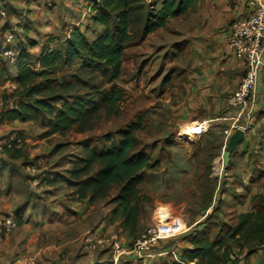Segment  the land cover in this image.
Returning a JSON list of instances; mask_svg holds the SVG:
<instances>
[{"label": "crops", "instance_id": "obj_1", "mask_svg": "<svg viewBox=\"0 0 264 264\" xmlns=\"http://www.w3.org/2000/svg\"><path fill=\"white\" fill-rule=\"evenodd\" d=\"M52 1L57 2V0ZM42 2L45 0L35 1L34 4L38 5ZM146 2L160 3L162 0H146ZM77 5L79 13L88 12L84 25L78 27L81 31L83 29L85 31L91 17L88 3L85 0H78ZM247 13L248 9L244 0H200L189 16L171 20L166 28L155 31L141 45L134 48L143 50L145 53L143 58L146 60H149L153 50L156 54L170 52L172 57L168 58L169 60L163 58L166 62L159 64L157 72L150 75L146 84L142 81L146 77L143 74L146 66L142 69L143 61L139 62V70L143 71L135 76L136 81L140 79L139 83L134 84L135 80L134 82L128 80L126 85L128 88L135 87L134 94L138 105L144 104L145 111L152 112L153 127L156 129V139L153 143L162 140L171 151L178 147L172 141L177 142L179 131L183 130L181 135L188 136L187 128L193 125L206 123L210 126L204 135L193 140V147L198 143L203 145L207 143L205 149L200 147L199 150L201 152L212 150L213 171L214 166L223 160V153L229 150L223 130L230 122H224L222 118L234 117L235 111L229 109L227 98L237 90L245 74L243 63L229 53L227 39L232 22L245 17ZM23 30L28 37L29 28L23 27ZM70 31L66 33L65 38L51 37L41 45L32 39H27V43L22 39L19 44L22 48H28L31 55L37 58L46 47L57 48L63 40L68 39ZM151 40L153 44H149ZM36 46H40V51L31 50ZM153 58H150V61ZM124 67L125 62L123 69ZM8 70L11 72L15 70L12 75L14 78L17 76L15 68L9 66ZM144 109L142 108L139 112L143 113ZM139 114L137 115L140 116ZM5 115L0 109V136L7 134L11 127L8 125L14 124L23 126L30 124L37 132L40 131L44 133V136H49L45 130L39 129L32 122L9 121ZM244 122H247L248 127L245 131V139L234 151H230V164L220 175L221 180L218 181L214 173L210 175L212 183L217 185L215 201L210 202L213 200L212 197L204 210L192 212V219L184 218L180 222L185 226L181 237L161 242L154 250V257L146 259L131 253L127 257L129 262L124 264H162L169 259L180 261L183 250L192 247L189 242L190 237L207 227L209 223L207 218L210 215L219 214L235 219L241 213L254 210L252 197L264 194V112L245 118ZM37 139L33 137L28 142L31 143ZM182 142L186 146L185 143L188 141ZM23 151L25 156L26 154L29 156L27 146ZM71 160L69 164L63 165V168H58L60 167L58 165L53 168L50 166V171L42 168L40 170L41 186L37 187L33 184L32 187L35 189H32L21 173L14 168L8 170V164L14 160L0 153V169L6 170H0V199L2 197L14 199L7 209L0 210L4 213L16 211L20 221L19 227L32 225L34 229L33 233L24 231L15 244H10L15 240L14 237H8L7 234L0 235V253L18 254L15 264H22L25 261H36L39 264H107L113 257L112 243L118 242L124 247L127 246L126 244H133V236L122 228L121 217L114 218L115 205L112 204L111 199L115 197L116 192L95 204L81 202L78 197L71 195L72 191L65 183V178L72 167ZM20 161L22 160L14 162ZM187 167L189 168L188 165ZM194 169L196 175L204 174L202 167L197 169L196 166ZM32 178L30 177V180H33ZM42 191L51 196L50 203L39 202L41 200L34 197L35 192L41 194ZM16 202L18 204L14 205L13 203ZM158 212H167L164 215L165 218H168L167 216L171 213L165 206H160ZM1 214L0 224L4 218L9 217ZM173 215L174 213L172 217ZM46 226L53 231L44 238L41 229ZM144 228L141 207L137 227L138 237L142 235ZM87 237H90V243L85 242ZM92 240L94 242H91ZM237 264H264V247L252 254L246 255L244 252Z\"/></svg>", "mask_w": 264, "mask_h": 264}, {"label": "trees", "instance_id": "obj_2", "mask_svg": "<svg viewBox=\"0 0 264 264\" xmlns=\"http://www.w3.org/2000/svg\"><path fill=\"white\" fill-rule=\"evenodd\" d=\"M85 1L91 17L84 32L72 25L68 39L57 48L46 47L37 58L27 48L18 46L20 56L10 67L17 70L14 96L20 102L16 108L3 111L9 121L32 122L47 135L63 137L93 131L102 119L120 112L125 91L117 81L122 76L127 52L155 31L166 28L171 20L189 16L200 0L151 4L146 0ZM96 26L101 28L99 32H94ZM89 32L93 33L92 38L87 35ZM35 63L38 71L32 68ZM7 69L0 67V77ZM145 129L142 114L117 132V141L112 143L113 137L107 136L108 142L100 151L91 149L88 142L82 143L81 154L71 160L72 167L65 178L71 195L81 202L95 204L116 191L111 199L114 218L121 217L122 228L133 236V244L140 237L137 227L142 204L149 200L140 185L146 180L147 171L159 165L141 149L137 132ZM59 148L60 145L56 147ZM23 149L24 145L18 147L14 142L3 146L0 153L25 162ZM211 151L206 152L210 162L204 170L208 185L213 168ZM36 178L42 182L41 175ZM252 204L253 211L219 223L215 231L205 227L190 237L192 247L183 250L180 261L167 260L162 264H237L244 252L248 255L262 249L264 194L253 196ZM15 221L18 227L20 221Z\"/></svg>", "mask_w": 264, "mask_h": 264}, {"label": "rangeland", "instance_id": "obj_3", "mask_svg": "<svg viewBox=\"0 0 264 264\" xmlns=\"http://www.w3.org/2000/svg\"><path fill=\"white\" fill-rule=\"evenodd\" d=\"M4 1L7 4L8 11L10 12L8 15L7 26L14 32L16 37L15 43L18 46H20L19 43L22 39H24L26 43L27 39H32V41L41 45L47 42L51 37L55 39L59 37L65 38L66 33L73 28L72 25L80 28L84 25L88 16V12L79 13L77 5L78 0H57V2L54 3L52 0H45V2L40 4L37 3L38 5L34 4V2L23 3L20 1L18 3L13 2L12 0ZM65 2H67L66 5ZM23 27L29 28L28 37L25 35ZM100 29L101 28L99 26H96L94 32H99ZM87 35L91 37L93 36V33L89 32ZM162 36L165 37V34L162 33ZM149 44H153V40H151ZM39 49L40 46H36L31 50L38 52L40 51ZM1 52L2 42L0 43V53ZM143 54L145 55L143 50L139 48H133L127 52L124 61L125 67L123 69V74L117 81V84H120H118V86L125 91V99L121 105L120 112L109 119H102L100 124L93 131L86 134H70L66 137L60 135L44 136L43 132H37L30 124L25 126L14 124L8 125V127H11L8 129V132H6L7 134L0 136V141L5 137H12L14 135L24 138V147L26 148L27 146L29 156L26 154L25 162L22 160L16 163L14 161L9 163L7 168L8 170L10 168H14L18 173H21L22 177L27 179V183H29L30 187L35 189V187H32L33 180H30L32 175L27 170V167L31 165L30 163L36 162L38 168L40 167L38 171L42 170V168H47L48 171H50V166L53 168L57 167V165L60 166L58 168H63V165L69 164V161L72 158L75 159L77 155L81 154L82 143L88 142L90 143L91 149L100 151L105 148V142H108L107 136L113 137L111 140L112 143L113 141H117V132L126 128L129 123L136 121L138 117L137 114H143L145 116L146 129L144 131L137 132V138L141 143V149L149 153L153 162H157L159 165L156 169L147 171L146 180L140 185L143 194L149 197V200L142 204V219L145 222V230L141 234L165 218L164 215H166L167 212L159 213L158 209L160 206H165L170 210L171 213L167 216L169 219L168 221L181 222L186 217H190L192 219V212L195 211V213H197L199 209L204 210V207H206L209 201L212 200V197L213 200L210 202H214L217 192L216 183H212L211 181L208 185L205 173L201 176L196 175L197 173L194 169L196 166L197 169L198 167H202L204 170L208 167L210 162L209 154L199 150L200 147L205 149L207 147V143L204 145L203 143H198L193 147V140L191 141L192 143L190 141L186 142V146L184 145V142L179 141L178 139H176L177 142L171 140L178 146L171 150L172 152L169 150L168 145L162 140L158 143H153L156 139V129L153 127L152 112L151 110L145 111L144 104L138 105L134 94V92H136L135 87L128 88L126 85L128 80L134 82L135 76L138 74L140 75V73L143 72L139 70V62L143 61L141 68L144 69L146 66L147 69H145V73L143 72L146 77L142 80L146 84L151 77L150 75L157 72L159 64L161 62H166L163 61V58L169 60L168 58H171L172 54L170 52H158L156 54V51L153 50V52L149 55V60L143 58ZM153 55H155L154 58L152 57ZM150 58H153V60L150 61ZM132 64L134 65L132 66ZM6 66L9 67L11 65L0 55V67L6 68ZM13 71L15 72V70H12L11 72L7 69L2 77H0V82L4 81L3 83H0V109L3 111L16 108L20 102L18 98L14 96L15 90L18 88V84L12 75ZM139 81L140 79L137 81L135 80L134 84H138ZM142 108L144 109L143 113L142 111L139 112ZM189 135L191 136L190 133ZM33 137H37L42 142H38V139L31 143L28 142ZM59 145H63L61 146V148H63L57 150L56 147ZM0 170L3 171L5 169L1 168ZM59 171L61 172V170ZM213 173L214 171L212 170V174ZM36 175H39V173L37 172ZM115 192L116 191H113L112 194H115ZM35 193L34 197L37 198V200H41L39 202L47 204L50 203L51 196L43 193V191L40 192L42 196L37 192ZM12 200H14L13 197H2L0 199V209H7V206H9ZM13 204L17 205L18 202ZM3 210H0V214L3 213L1 214L2 216H9L18 219V215L15 213L16 211L11 210L4 213ZM173 213L174 215L172 217ZM218 215L212 214L207 218V221H209L207 227H210L213 231L216 230V226L219 223L233 221L226 216ZM6 219L4 218L3 222L0 224V235L4 236L7 234L8 237H14L15 240H13L10 244H15L16 241L19 240V236H21L24 231L34 232L32 225L21 228L19 227V224L18 227L8 232L3 226ZM41 230L43 231L41 233L44 234V238H46V236L48 237L50 231H53L51 228L49 229L48 226L42 228ZM180 237L177 236L176 238ZM126 245L127 246L125 247L128 248L133 247V245ZM127 257L128 255L124 256L125 259L123 258L124 261L122 259L120 264L128 263L129 258ZM17 258L18 254H15V252H2L0 253V264H15ZM29 262L33 261H25L22 264H28ZM107 264H112V260L108 261Z\"/></svg>", "mask_w": 264, "mask_h": 264}, {"label": "built area", "instance_id": "obj_4", "mask_svg": "<svg viewBox=\"0 0 264 264\" xmlns=\"http://www.w3.org/2000/svg\"><path fill=\"white\" fill-rule=\"evenodd\" d=\"M23 3H31L38 0H19ZM248 9L245 17L236 19L232 22L227 39V49L229 53L241 61L244 65L245 74L241 78L236 91L227 98V104L230 110L235 111L234 117H224V122L229 121L230 124L224 128L223 135L226 143L229 142L231 136L237 130H248L245 118L254 117L264 112V0H244ZM5 1H0V43L2 42V56L13 65L20 56V49L16 45V37L14 32L8 28V10ZM35 71L39 70L38 64L32 67ZM210 128L206 123L196 124L187 128L188 136L178 133L180 141H192L204 135ZM187 133V134H188ZM16 143L18 147L24 145V140L18 135L5 137L0 141V149L5 145ZM40 168V167H39ZM37 163L29 165L27 170L33 177V184L40 186L41 181L37 179V172L40 175ZM225 166L223 160L214 166V177L220 181V175L223 174ZM164 218L155 225L147 229L138 240L135 241L132 248L124 247L120 243L111 244L113 249L112 264H120L124 256L136 253L142 258L151 259L154 257V250L159 244L168 239L176 238L185 231L178 221H168ZM4 229L8 232L17 227L14 217H7ZM85 242L90 243V237ZM91 242H94L93 240ZM28 264H38L37 262H29Z\"/></svg>", "mask_w": 264, "mask_h": 264}, {"label": "water", "instance_id": "obj_5", "mask_svg": "<svg viewBox=\"0 0 264 264\" xmlns=\"http://www.w3.org/2000/svg\"><path fill=\"white\" fill-rule=\"evenodd\" d=\"M245 139V132L243 130H237L229 139L227 144L228 151L223 153V164L227 168L230 164V151H234Z\"/></svg>", "mask_w": 264, "mask_h": 264}, {"label": "bare ground", "instance_id": "obj_6", "mask_svg": "<svg viewBox=\"0 0 264 264\" xmlns=\"http://www.w3.org/2000/svg\"><path fill=\"white\" fill-rule=\"evenodd\" d=\"M164 219V218H163Z\"/></svg>", "mask_w": 264, "mask_h": 264}]
</instances>
